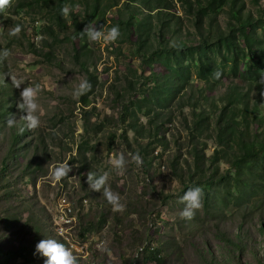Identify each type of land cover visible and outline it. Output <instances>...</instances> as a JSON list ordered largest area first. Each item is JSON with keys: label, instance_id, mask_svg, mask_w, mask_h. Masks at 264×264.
<instances>
[{"label": "rangeland", "instance_id": "374dc122", "mask_svg": "<svg viewBox=\"0 0 264 264\" xmlns=\"http://www.w3.org/2000/svg\"><path fill=\"white\" fill-rule=\"evenodd\" d=\"M135 1L142 10L140 17L148 21L141 40L136 27L129 29L121 22L133 12L130 0H99L98 7L97 0H66L64 6L72 11L63 16V25L51 0H14V7L0 12V50L11 53L0 63V157L10 145L15 148L21 141L19 145L25 146H17L10 162L11 186L46 215L42 220L51 231L57 227L80 264H98L96 256L105 253L119 261L121 250L131 257L132 233L157 239L169 235L192 255L195 248H203L215 260L235 264L225 242L216 237V222L233 239L241 225L252 237L250 245L264 255V86L257 84L264 75V0H240L236 6L234 0H201V4L169 0L174 16L172 21L163 18L169 21L164 25L157 13L150 15L145 9L153 0ZM198 13L202 30L197 26ZM245 22L250 23L247 32H255L256 40L250 37V44L240 32ZM77 23L96 24L98 29L103 25L104 30L119 25L121 37L107 45L90 42ZM16 24L22 25V32L10 37ZM171 42L181 50L170 47ZM216 71L222 73L219 79L214 77ZM8 74L43 89L38 98L42 126L26 131L17 143L12 142L13 130L24 124L20 116L26 113L17 108L20 89L12 86L10 77L5 79ZM88 77L94 84L85 106L82 97L75 100L71 93ZM126 106H131V113H126ZM158 110L165 113L160 118L163 143L153 148L157 139H140L132 124L150 126ZM221 113L230 123L224 133L217 128ZM13 115L17 127L9 128L6 120ZM193 135L206 153L213 181L197 176L196 186L204 190L203 208L194 219L185 220L180 217L184 208L180 197L193 183L188 176L190 166L194 168ZM125 136L135 146L140 139L150 147L145 157L151 171L145 170L143 157L142 166L129 163L123 175L111 168V158L133 153ZM178 156L184 177L174 172ZM63 162H69L72 171L57 183L51 172ZM31 163L34 183L25 179L22 184L18 176ZM89 171L109 174L108 186L120 194L125 211L114 212L101 192L89 189ZM103 217L107 225L100 233L87 241L79 237Z\"/></svg>", "mask_w": 264, "mask_h": 264}, {"label": "trees", "instance_id": "16d2710c", "mask_svg": "<svg viewBox=\"0 0 264 264\" xmlns=\"http://www.w3.org/2000/svg\"><path fill=\"white\" fill-rule=\"evenodd\" d=\"M49 1V0H47ZM55 2V8L57 9V19L58 22L63 25L65 20L63 15L61 14V9L64 7L66 0H51ZM153 3L145 4L146 0H142V3L146 5V10L150 11V15L157 13L158 19L163 21V25L173 20L174 13H172L173 7L169 0H153ZM201 4V0H197ZM240 0H234V5H238ZM99 0H97L95 7L99 6ZM134 6L133 12L130 17L126 18V20H121L124 24L127 25L129 29L132 27H136V33L139 35V39L141 40L143 37L142 29L145 27L147 20H143L140 17L142 13L140 9V4H137L135 0H130V2ZM189 7L193 8V2L189 1ZM137 4V5H136ZM244 7V3L242 2L239 5V12L241 14V10ZM93 16L94 14H90ZM169 18V21L163 20V18ZM197 17L199 21L197 26L200 30H202V26L199 22L202 19V13H198ZM78 30L83 31L84 27L79 26L77 23ZM250 26V23H243L240 28V32L246 38L247 42L250 44V37L256 40L254 35L255 32L249 33L247 32V28ZM78 31V32H79ZM79 32V33H80ZM132 34V33H131ZM256 42V41H254ZM92 85L94 84L93 78L88 77ZM83 96L81 98L82 103L86 106L89 104L88 96ZM136 103H133L131 106H136ZM131 106H126V113L129 114L131 112ZM164 111L158 110L156 111L150 119V126L146 127L144 124L139 127L138 123H133V129L137 131L141 135L140 139L143 138H155L158 142H156L153 146L163 143V140L160 139L161 127H163V120L165 118ZM195 116H201L200 113L194 112ZM224 113H221L219 119L217 121V128L220 133H224L227 131L230 123L224 122ZM195 120V119H194ZM162 123V124H161ZM232 124V123H231ZM149 130H148V129ZM147 130V134L144 132ZM22 135L18 133V130H13V143H17L19 138ZM140 137V136H139ZM195 136L193 135L192 143L196 142ZM138 140V146L132 144L128 136H125L126 143L133 153H139L141 157L145 159L144 168L149 172L151 171L150 166L147 163L148 158L145 157L149 155V148L145 147L143 140ZM21 143V141L19 142ZM17 144L18 148H25L24 145ZM165 147L168 149L170 147L169 143H164ZM12 148L10 145L8 148H4L2 155L0 157V264H44L45 257L40 256L39 254H35V245L41 240L45 238L56 239L61 243H64L66 247H68V243L64 238L58 236L55 231H51L48 228V225L42 220L46 215L40 212V209L37 206H33V203L28 199L24 198L22 194L17 193L16 189L11 186V180L9 177L13 175V168L10 165L11 160L16 155V149ZM24 146V147H23ZM34 150L38 149L34 147ZM192 156L194 159V168L189 169L188 176L193 180L192 186L198 185L200 182H197L198 177H202L204 181H208L207 183H211L213 181L212 175L208 172L206 168V153L203 148H199V145L196 144L193 146ZM38 153H36L37 156ZM161 155V156H160ZM36 156H34L33 162L37 161ZM157 157L162 158V153L158 152ZM179 156L173 162L174 172L180 177H184V174L180 172V162ZM150 163V162H149ZM33 163L26 165V170L24 174L19 177V181L23 184V180L27 179L28 182L34 183L32 178L29 176L31 165ZM96 173V171H94ZM199 175V176H198ZM198 176V177H197ZM186 188H189L186 185ZM13 197V198H12ZM8 198L11 199V203H7ZM16 202H14V201ZM36 209V210H34ZM42 215V216H40ZM107 225V219L103 217L100 223H91L89 227L85 229V231L80 232L79 237L84 241H87L88 236L94 235L95 233H100ZM214 230L216 233V237H219L223 242H225V246L227 247V253L231 259H235V264H264V255H261L256 248L250 245L252 244V237L249 235L248 231L242 229L240 225V229L238 230V237L236 239L227 236L221 229L219 228V223H215ZM264 230V229H263ZM129 245L133 250L131 257H127L125 251H119L117 253V258L119 261H115L110 258L109 253H105L102 255H97V263L98 264H229L228 262L219 260H215L212 253L204 254L203 248L194 249V255H192L190 250H184L181 248L180 243L177 242V238L171 237L169 235L162 239H157L156 236L146 235L144 237L136 236L134 233L129 237ZM194 241V240H193ZM119 242V241H117ZM193 246V244H191ZM206 246V245H205ZM129 248V247H128ZM131 250V249H130ZM137 251V253H135ZM132 252V251H131ZM191 252V253H190ZM76 254V252H74ZM139 254V257H137ZM77 255V254H76Z\"/></svg>", "mask_w": 264, "mask_h": 264}, {"label": "clouds", "instance_id": "9594fccd", "mask_svg": "<svg viewBox=\"0 0 264 264\" xmlns=\"http://www.w3.org/2000/svg\"><path fill=\"white\" fill-rule=\"evenodd\" d=\"M14 7V0H0V12L6 9ZM72 9L65 5L61 9V14L64 17L69 16ZM22 32V25L16 24L12 27L8 35L10 37H18ZM82 36H86L90 42L104 44H112L117 42L121 37V30L119 25H114L107 30H104L103 25L98 29L96 24L88 23L83 31ZM170 47L181 50V46L176 42H171ZM11 55L7 48L0 50V63L7 61ZM222 73L216 71L214 77L219 79ZM10 77L12 86L16 89H20V99L17 103V108L26 113L21 115L20 119L24 121V124L19 126L18 133L23 135L26 131H33L42 126L41 118V105L38 103V98L42 92V88L39 84L33 86H27L26 81L23 78H19L16 75L8 74L5 76ZM257 84L264 86V75L257 80ZM25 85L24 87H21ZM92 90V83L87 78H82L79 83L73 88L71 96L75 100H79L81 97L87 95ZM261 95L264 96V90L261 91ZM7 127H17V118L15 115L9 116L6 120ZM129 163L134 164L137 167L143 165V158L139 153H129L128 156L124 153H120L109 160L111 168L118 175H123ZM72 171V165L69 162H63L58 164L51 172V179L59 183L64 178L69 176ZM159 183V182H158ZM87 184L92 191L101 192L107 202L112 206L114 212H123L126 210V204L122 202L119 193L114 192L108 186L109 174L107 172L97 174L89 171L87 173ZM204 190L200 186H190L184 194L180 197V203L184 204V208L180 212L181 219L192 220L194 219L196 212L203 208ZM55 233L59 235L57 227L54 228ZM62 237V236H61ZM63 238V237H62ZM68 244L69 242L66 241ZM64 243L59 242L56 239L45 238L41 239L35 245V254H39L45 257L44 264H80V257L70 249ZM106 251V249H101Z\"/></svg>", "mask_w": 264, "mask_h": 264}]
</instances>
